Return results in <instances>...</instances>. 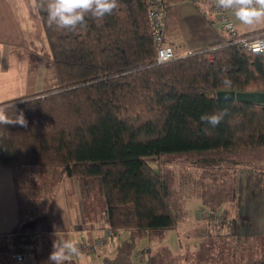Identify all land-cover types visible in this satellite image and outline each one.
<instances>
[{
	"label": "trees",
	"instance_id": "16d2710c",
	"mask_svg": "<svg viewBox=\"0 0 264 264\" xmlns=\"http://www.w3.org/2000/svg\"><path fill=\"white\" fill-rule=\"evenodd\" d=\"M150 1L117 0L112 14L102 19L86 16L76 30L49 25L40 8L59 87L0 105L9 116L23 112L28 121L27 127L0 125V167L19 170L15 181L21 223L49 213L61 178L76 180L83 199L103 197L108 228L130 233L114 257L104 256L106 245L96 249L98 238L77 243L80 254L90 244L89 255L102 257L101 264H138L132 259L138 240L163 235L185 217L181 191L226 216L242 204L236 190L198 194L189 185V174H182L176 187L163 164L156 169L149 159L260 155L264 149V106L216 96L228 90L263 91L264 55L228 39L157 65ZM169 1L174 0H163L166 7ZM221 109L228 115L219 126L201 121V115ZM212 165H220V160L213 159ZM35 169H51L52 177L37 185L32 198L26 195L24 176ZM54 239L22 234L0 239V264H17L12 255L28 253L33 254L29 264H50ZM145 253L147 264H156L151 250ZM79 256L66 264H77Z\"/></svg>",
	"mask_w": 264,
	"mask_h": 264
},
{
	"label": "crops",
	"instance_id": "0c3cea01",
	"mask_svg": "<svg viewBox=\"0 0 264 264\" xmlns=\"http://www.w3.org/2000/svg\"><path fill=\"white\" fill-rule=\"evenodd\" d=\"M182 3L193 9L192 12L200 20L202 26L190 38L192 44L188 47L191 48L188 52L186 48L180 50L171 43L177 56L185 57L190 52L206 51L211 46L230 39L229 34L223 28L224 24L220 20V14L214 9L213 0H187ZM231 13H228L229 20L235 25L240 35H251L264 31V22L251 26L244 25ZM212 21L215 24L212 25ZM221 32L226 33L225 36ZM58 87L56 68L52 61L43 22L38 11L32 6V0H0V105L48 92ZM14 169L0 167V239L10 240L20 234L51 235L57 239H71L76 243H86L103 236V230L107 227H103V224L98 225L101 221L98 215L94 216L93 212L87 214L80 195L79 183L76 180L65 178L60 179L56 193L52 197L49 213L42 218L22 224L18 187L15 181V175L19 170ZM51 171V169H35L26 174L27 176H24L26 195L34 198L33 194L37 185L42 184L41 182L46 178H51ZM261 193L258 198L255 197L247 202L242 199L240 208L229 209L240 211V215L231 216L229 214L227 216L236 221V229L232 232L226 226L216 228L214 226L210 229L206 224L196 222L199 223L195 226L198 227L196 238L235 236L239 239L255 240L253 237L263 236L264 195ZM246 205H251V208H245ZM220 213L226 215L224 211ZM241 219L245 220L242 226ZM189 226L192 225L188 224L187 227ZM258 228H260V233H258ZM188 230L195 231L196 229L189 228L184 231L183 235L188 244L178 249L177 243L172 245L167 242L169 247L176 248L174 251L170 249L169 252L171 255L179 256L180 261L182 257L190 256L191 259L188 260L190 264H203L204 255L210 253L211 250L207 247H190L191 241L189 240L193 237ZM111 243L112 241L109 240L106 250ZM88 256L80 254L77 264H98L97 260H92ZM255 257L256 255H252L249 258V264L254 262ZM100 259L102 262V257ZM255 261L264 262V260L256 259Z\"/></svg>",
	"mask_w": 264,
	"mask_h": 264
},
{
	"label": "rangeland",
	"instance_id": "374dc122",
	"mask_svg": "<svg viewBox=\"0 0 264 264\" xmlns=\"http://www.w3.org/2000/svg\"><path fill=\"white\" fill-rule=\"evenodd\" d=\"M192 11L193 9L182 3V1L174 0L167 2L168 18L166 20V39L180 50L186 48L187 52L188 49H191L188 48L192 44L190 38L202 26L200 20L195 17ZM217 22L221 23V21ZM211 24L213 25L215 23L212 21ZM221 34L225 36L226 33L221 32ZM256 90L255 88L249 91ZM205 159L208 161L204 162ZM213 159H219L220 165H212ZM149 161L156 169H158L159 163L161 165L163 164L169 174L171 173L170 175L175 177L176 187H179L181 184L180 176L182 174H189L188 176L191 179L190 177L188 179L192 180L189 185H193V189L198 194L205 193L208 195L214 193L216 188H227L230 192L236 190L238 196H241L247 202L255 197L258 198L264 189V150L261 155L234 154L209 156L208 158L198 155H171L162 157L159 160L149 159ZM49 180L50 178H46L44 181L48 183L50 182ZM186 193L181 191L185 211V217L181 223L176 228L165 231L163 235L157 234L151 238L138 240V245L132 258L134 262L147 264V255L143 258H137V256L140 252L146 254L145 252L150 249L152 255L155 257L156 264H190L188 261L191 259L190 256L182 257V261H180L179 256L171 255L169 252L170 249L174 251L176 248L173 249L168 246V244L175 245L177 243L178 249L185 247L188 242L183 234L189 228L196 229L195 231L188 230L193 237L192 240H189L191 241L190 247L196 248L200 246L207 247L211 250L210 253L204 255L203 264H249V258L252 255H256L253 258L254 261L255 259L264 260V235L253 237L255 240H249V238L239 239V237L235 236L212 237L207 239L196 238L198 227L195 226L199 224L196 222L204 223L210 229H213L214 226L210 225L208 221L203 220L199 215L203 209L201 201L195 197L187 198L189 196ZM50 195L48 194L47 199H49ZM83 204L87 214L89 215V213L93 212L94 216L98 215L101 218L98 225L103 224V227L106 228L107 216L105 211L107 207L103 197L96 194L90 199H83ZM245 208H251V205H246ZM229 213L231 216H235L236 214L240 215L239 210H229ZM244 221L241 219V226ZM188 224L192 226L187 227ZM258 233H260V228H258ZM129 235L130 233L126 231L118 232L117 235L110 239L112 243L105 251L104 256L114 257L117 246L123 240L129 238ZM88 257L92 260H97L98 264L101 262V259L96 255ZM76 263H79V258Z\"/></svg>",
	"mask_w": 264,
	"mask_h": 264
},
{
	"label": "clouds",
	"instance_id": "9594fccd",
	"mask_svg": "<svg viewBox=\"0 0 264 264\" xmlns=\"http://www.w3.org/2000/svg\"><path fill=\"white\" fill-rule=\"evenodd\" d=\"M214 6L223 11H230L236 19L244 25H254L264 22V0H213ZM35 10L43 8L47 14L49 25H55L61 30H76L83 26L86 16L102 19L110 15L117 8V0H32ZM255 52L264 51V43L255 46ZM230 85L229 80L223 81ZM228 115L227 109H221L213 114H203L200 119L212 128L219 124ZM0 125L27 127L28 121L23 112L9 116L3 107H0ZM52 252L49 255L50 264H66L73 256L80 255L78 244L71 239H54Z\"/></svg>",
	"mask_w": 264,
	"mask_h": 264
},
{
	"label": "built area",
	"instance_id": "2783aa9c",
	"mask_svg": "<svg viewBox=\"0 0 264 264\" xmlns=\"http://www.w3.org/2000/svg\"><path fill=\"white\" fill-rule=\"evenodd\" d=\"M215 11L220 14V20L223 22L224 30L229 34L233 43L238 45L241 49L250 52L255 55H264V51L255 52L253 49L264 43V32L257 35H240L235 25L229 20L228 13L230 11L219 10L214 7ZM148 16L151 24L152 35L154 38V44L156 48V62L157 65L166 64L173 61L176 58V52L172 44L166 39V20L168 18L167 7L163 0H151L148 5ZM199 215L215 227L226 226L231 232L236 226V221L228 218L223 213H213L206 208H203ZM103 236L99 237L96 242V249H102L108 241L117 235L111 228L103 230ZM89 244V243H87ZM93 248L89 245L84 246V253L89 255L92 253ZM144 252H140L137 258H143ZM33 258V254H13L12 259L15 263L29 264Z\"/></svg>",
	"mask_w": 264,
	"mask_h": 264
},
{
	"label": "water",
	"instance_id": "95a60500",
	"mask_svg": "<svg viewBox=\"0 0 264 264\" xmlns=\"http://www.w3.org/2000/svg\"><path fill=\"white\" fill-rule=\"evenodd\" d=\"M220 100L235 101L240 103L258 104L264 106V91H219L216 94Z\"/></svg>",
	"mask_w": 264,
	"mask_h": 264
}]
</instances>
